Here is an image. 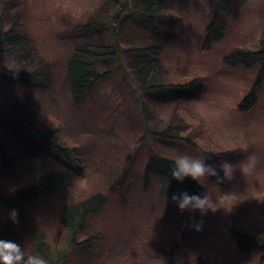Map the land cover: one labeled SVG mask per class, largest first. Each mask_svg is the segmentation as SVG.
<instances>
[{"label":"rangeland","instance_id":"rangeland-1","mask_svg":"<svg viewBox=\"0 0 264 264\" xmlns=\"http://www.w3.org/2000/svg\"><path fill=\"white\" fill-rule=\"evenodd\" d=\"M10 1L0 0V17ZM14 1L25 33L38 52V69H44L48 84L46 88L37 83L25 86L0 78V195L7 196L42 175L66 169L62 161L50 155L56 154L54 151L47 153L41 144L24 141L5 121L8 109L18 98L30 101L36 126L59 129L65 148H76L82 164L78 165L74 187L55 193L42 204L23 206L18 222L3 217L0 202V221L6 226L2 234L12 228L9 235L23 238L20 245L31 253L33 230L62 238L59 230L64 206L102 192L108 204L79 238H95L92 254L73 252L66 264H168L155 253L149 257L146 243L151 240L169 251L175 243H181L174 264H192L199 259V264H257L259 255H242L234 250L226 216L236 212L239 204L254 217L260 218L264 212V83L258 104L251 112L240 113L238 105L251 90L259 68L229 67L225 58L236 49H260L264 0H232L229 11L217 15L218 0H164L161 18L152 27L138 25L125 13L129 17L121 23L118 37L122 53L112 66L117 70L99 82L80 105L73 101L66 74L73 52L93 40L81 26L101 9L115 14L125 0H117L118 4L114 0ZM215 20L223 25L218 27L223 37L207 46V31ZM106 42L111 44L113 40L106 35ZM154 46L162 51L164 82L186 83L199 77L205 85L199 99L166 102L152 92L143 93L131 81L132 54L123 50ZM3 67L2 61L0 72ZM138 101L147 104L150 117L146 120ZM16 116L21 119L19 112ZM174 122L189 124L181 135L194 139V145L180 141L164 144L159 137L145 134L146 125L158 132ZM152 152L173 159L181 153L197 157L214 153L219 156L215 161L219 171L223 162L232 163L236 168L231 179L209 177L199 183L202 194L208 192L220 208L206 215L180 211L172 198L161 195L159 180L150 178L146 185L145 164ZM3 153L16 159V168L3 170ZM248 154H256L260 164L253 174L243 176L239 162ZM124 170L121 187L117 182ZM200 222L205 232L193 228ZM22 231L29 236L19 235Z\"/></svg>","mask_w":264,"mask_h":264},{"label":"trees","instance_id":"trees-1","mask_svg":"<svg viewBox=\"0 0 264 264\" xmlns=\"http://www.w3.org/2000/svg\"><path fill=\"white\" fill-rule=\"evenodd\" d=\"M114 1L116 4L119 3L117 0ZM218 1L216 15L220 14V12L227 13L231 8L232 0ZM112 4L116 5L115 3ZM163 4L164 0H140L139 3L137 0H125L124 3H120L119 10L115 14L109 15V10L101 9L95 17L89 19L88 23L81 26L86 36H90L93 40L89 44L76 49L68 60L66 84L73 101L77 105L86 101L98 83L117 70L112 66L114 60L117 61L122 53L119 49L118 37L120 36L121 23H123L125 18L129 17H126V14L133 16L138 25L146 24L152 27L161 18L164 9ZM23 22V18L18 12L17 2L14 0L10 1L2 9L0 17V62H4L0 78L25 86L37 83L40 87L46 88L48 78L45 76L44 69H38L39 55L28 34L25 33ZM221 25L217 24V20L209 25L206 36L207 46L214 42L216 43L223 37L222 28H218ZM106 35L113 40L111 44L106 42ZM259 45L260 49L256 50L236 49L225 58L226 65L229 67L243 66L249 70L255 67L259 68L256 75L257 79L254 81L251 90L247 92L242 102L238 105V111L242 114L251 112L258 104V97L264 83V32ZM123 51L127 55L132 54V59L129 61L131 81L135 82L143 93L152 92L155 97L166 102L178 100L189 102V100L199 99L204 94L205 85L199 77L186 83L164 82L165 77L163 76L165 72L160 60L162 53L160 46L145 47L143 49L133 48L131 51ZM110 67L111 69H109ZM102 69H104L103 72H101ZM123 72L126 75V72ZM139 99L140 97H138ZM138 103L140 104L141 114L146 120L150 117L147 104L139 101ZM30 106L29 100L18 98L14 105L8 109L5 121L10 122L8 125L19 133L24 141L31 145L35 143L41 144L46 148L47 153L54 151L56 154L51 153L50 155H54L53 157L62 161L66 169L42 175L36 181L31 182L30 185L10 192L7 196L0 195V202L4 207L3 217L5 218L9 217L13 210H16L19 214L18 216H20L23 213L21 209L23 206L31 204V202L42 204L49 201L55 193L74 187L77 172L80 171L78 165L82 164L76 154L78 151L76 148H65L59 129L45 130L36 126L37 120L32 115L33 109L31 110ZM18 112L21 114V119L16 116ZM25 120L27 123H25ZM188 125L183 122H174L163 131L156 132L147 125L144 129L146 135L151 133L159 137L164 144H168L170 141H180L187 145H194V139L181 135L187 131ZM194 130L197 132L195 128ZM2 144L3 142L0 138V146ZM72 155L75 157L72 158ZM2 157L3 170H12L17 167L15 158L6 156L5 153H3ZM206 157L210 158L207 161L208 163L215 165V161L219 156L212 153L206 154ZM148 158L145 164V184H149L150 178L159 180L158 182L162 186L161 195L164 198L170 200L174 194L184 191L189 194L202 195V187L197 181L186 178L181 183L171 177L173 158L158 157L153 152L149 154ZM217 171L220 177H223V171H219L218 168ZM125 174L126 171L122 173L118 180L119 182H117L121 187H123L122 183ZM214 178L215 180H221L217 177ZM113 188L111 190H114ZM107 201V197L102 192H99L84 200L65 205L64 210L60 214L62 229L59 230V233H62V238L56 237L54 239L49 237L44 230L39 232L38 229H35L32 231L31 253H39L44 256L48 259L49 264H66V260L73 252L76 255L92 254L91 250L95 238L90 237L85 241H81L79 238L88 232V223L105 209L108 204ZM259 216L261 217H254L247 211L246 207L239 204V209L236 212L226 216L231 225L228 238L231 240L237 254H257L259 255L257 264H264V212H261ZM4 228L6 226H4V221L2 220L0 221V239L10 238L22 245V242H24L23 238L22 240L19 239L20 236H16L15 233L9 235L12 228L2 234L3 231L1 229L4 230ZM201 231L205 232L203 228ZM22 234L23 231L19 235ZM28 236L26 234L22 235V237L26 238ZM146 244L149 257H154L153 253H155L158 257L165 258L168 264H174V259L178 254L177 250L181 243H175L170 251L154 240ZM200 260H196L192 264H199ZM134 264L139 263L136 262Z\"/></svg>","mask_w":264,"mask_h":264},{"label":"clouds","instance_id":"clouds-1","mask_svg":"<svg viewBox=\"0 0 264 264\" xmlns=\"http://www.w3.org/2000/svg\"><path fill=\"white\" fill-rule=\"evenodd\" d=\"M247 151L246 147L243 149ZM209 157H197L187 153L178 154L171 168V177L178 182H183L186 178H191L202 184V180H208L209 177L218 179H231L236 167L228 161L223 162L219 167L223 171V177H220L217 168L212 163H208ZM260 164V158L256 154H248L239 162V169L243 176L251 175ZM172 200L177 204L180 211L192 210L199 211L201 215H206L209 211L215 212L218 208L216 199L204 194H189L187 191L174 194ZM18 212L13 210L10 218L13 222H18ZM193 228L201 231L203 223H194ZM0 264H49V261L39 253H28L25 247H22L14 240L0 239Z\"/></svg>","mask_w":264,"mask_h":264}]
</instances>
